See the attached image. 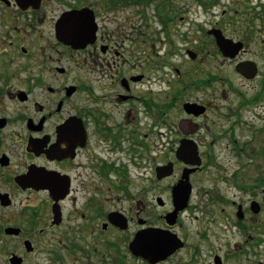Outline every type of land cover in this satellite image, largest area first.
<instances>
[{
    "label": "flooded vegetation",
    "instance_id": "1",
    "mask_svg": "<svg viewBox=\"0 0 264 264\" xmlns=\"http://www.w3.org/2000/svg\"><path fill=\"white\" fill-rule=\"evenodd\" d=\"M98 2L0 0V190L8 206L16 191L28 194L25 205L37 195L22 212L31 213L0 229L19 242L9 264L14 254L20 264L29 255L35 264H246L248 251L264 247V174L250 182L246 163L219 164L215 148L226 139L238 144L246 107L260 98L248 99L228 79L217 91L212 73L211 88L201 91L203 45L199 37L192 48L176 46L177 9L160 23L161 36L152 18L129 6L140 2ZM86 8L84 19L75 15ZM228 28L212 29L238 40ZM243 78L264 89V68ZM234 95L233 107L217 102ZM183 142L196 144L198 163L178 156Z\"/></svg>",
    "mask_w": 264,
    "mask_h": 264
},
{
    "label": "rangeland",
    "instance_id": "2",
    "mask_svg": "<svg viewBox=\"0 0 264 264\" xmlns=\"http://www.w3.org/2000/svg\"><path fill=\"white\" fill-rule=\"evenodd\" d=\"M87 1L99 6L98 0ZM126 1L131 2L133 0ZM136 1L140 3L129 6L138 8V13L145 12L146 15L152 18L156 31H158V33L160 32L161 36L164 34L162 33L160 23L162 24L165 22L167 2L169 1L171 8L168 7L170 10L168 11L169 14L166 16H170V11L174 8L177 9V24L171 32L173 33V39L178 48H192V46L196 44L194 42L195 39L200 37L203 50L198 54L197 64L199 68L203 70V75L198 76V78H202L200 86L201 91H208V89L211 88V85L206 84H210L209 80H206V78L212 73L218 76L214 77L212 82V84L218 88L217 91H219V89L221 90L223 87L229 88V82H231L233 87L239 88L242 91L246 90L248 99L252 100L255 97L260 98L261 101H259V104L246 107V129H237L235 138H233V140H237L238 144L236 143L234 145L233 142H231L228 145V140L226 139L219 142L215 148V154L219 158V164L232 169L246 163V179L254 183L258 175L261 176L264 174V120L259 119V115L261 113L264 114V89L261 90L259 86L260 82H258L257 78L250 81L245 80L243 76L236 72L234 67L235 63L239 60L250 59L257 64L260 71L264 68V0H154L153 4L150 2V4H146L145 7L141 6V0ZM122 2H125V0H122ZM125 4L127 3L125 2ZM180 15H184L186 20L183 22L180 21ZM216 22L228 24L229 28L227 30H229V33L232 34L234 38H239L236 42H242L244 49L240 50V52L236 54L237 56L231 57L230 55H225L207 35V31L211 30ZM198 27H201V29H198ZM181 33H187L189 35L187 37L189 45L186 43V39L184 40L181 36ZM180 52L185 54V50ZM178 60L179 56H172L174 64ZM170 76L174 84L176 81H180L176 78V73L173 68H171ZM227 79L230 81L227 82ZM156 87L161 88V86ZM176 90L177 89L172 90L171 98L176 93ZM258 92H262V95H259ZM189 95L190 91H187L184 97L189 99ZM211 95L212 92H207V98L211 97ZM184 97L180 102H177L179 105H182L185 99ZM238 101L235 95L232 96V100L227 103L223 102L220 97L217 99V102L225 103L226 106L229 107H233L234 105L232 103ZM222 103L220 104L222 105ZM238 103H240V101ZM171 111L172 115H178L177 108L174 109L172 107ZM219 113H221V111H219ZM14 156L16 157L15 161L18 162L17 154ZM15 168H17V166H15ZM261 171L262 174L260 173ZM3 175L4 172L2 174L0 173L1 190L5 188L2 180ZM15 194L13 205L3 206L0 204V229L7 225L10 220H13L12 215L31 213L29 211L25 213L22 212L26 211L27 207L34 208V204L37 200L36 194L30 193L31 202L29 205H25L27 201H24V204L20 202L21 199L23 200L24 197L28 195L27 193H18L16 191ZM261 219L264 220V215ZM2 234L3 233L0 232V264H9L11 252H20L18 248L19 242L16 239L8 238L6 235ZM263 249V246L260 247L259 251H262V253L256 255H253V251H248L246 253V264H264ZM249 250H252V248H249ZM28 257L27 264H35V256L29 255Z\"/></svg>",
    "mask_w": 264,
    "mask_h": 264
},
{
    "label": "water",
    "instance_id": "3",
    "mask_svg": "<svg viewBox=\"0 0 264 264\" xmlns=\"http://www.w3.org/2000/svg\"><path fill=\"white\" fill-rule=\"evenodd\" d=\"M87 10H90L88 8L86 9H82L79 11H75V15H80L82 19H84L85 17V12ZM78 29H80L79 27L76 28V34L74 37V40L78 39ZM214 33L216 35L217 38V42L218 45L221 49V51L225 54V55H230V56H235L239 50L243 47L242 42H234L233 40L224 37V35L222 34V32L220 30H214ZM236 69L238 72H240L242 75H244L247 78H253L255 76V74L257 73V67L256 64L254 62L251 61H243L240 62L239 64H237ZM188 107H193V106H188ZM196 144H189L187 142H183L181 144V146L179 147L177 154L181 159H184L185 161L189 162V163H198V150L195 146ZM191 156H196L197 159L195 161V159H193ZM3 163L5 164L6 161L4 160ZM25 182H27V184H30L36 188H38L39 186L37 185V181L35 179H30V180H26ZM0 202L2 205H8L10 204V199L8 197V194H4L2 192H0ZM13 231H18V229H14V228H8L6 229V232H10V233H14ZM11 264H20V258L17 256H13L11 257L10 260Z\"/></svg>",
    "mask_w": 264,
    "mask_h": 264
},
{
    "label": "trees",
    "instance_id": "4",
    "mask_svg": "<svg viewBox=\"0 0 264 264\" xmlns=\"http://www.w3.org/2000/svg\"><path fill=\"white\" fill-rule=\"evenodd\" d=\"M212 1V0H211ZM166 16V15H165Z\"/></svg>",
    "mask_w": 264,
    "mask_h": 264
}]
</instances>
